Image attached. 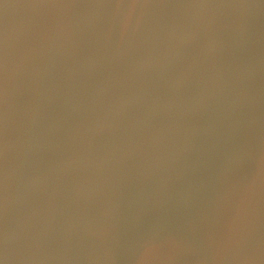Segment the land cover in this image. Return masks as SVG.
I'll return each instance as SVG.
<instances>
[{"label": "water", "instance_id": "water-1", "mask_svg": "<svg viewBox=\"0 0 264 264\" xmlns=\"http://www.w3.org/2000/svg\"><path fill=\"white\" fill-rule=\"evenodd\" d=\"M0 264H264V0H0Z\"/></svg>", "mask_w": 264, "mask_h": 264}]
</instances>
